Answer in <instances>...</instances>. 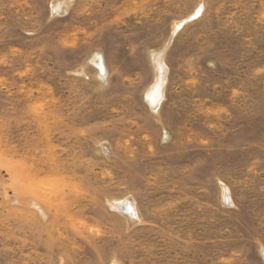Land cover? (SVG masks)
<instances>
[{
	"label": "rangeland",
	"instance_id": "obj_1",
	"mask_svg": "<svg viewBox=\"0 0 264 264\" xmlns=\"http://www.w3.org/2000/svg\"><path fill=\"white\" fill-rule=\"evenodd\" d=\"M0 264H264V0H0Z\"/></svg>",
	"mask_w": 264,
	"mask_h": 264
},
{
	"label": "bare ground",
	"instance_id": "obj_2",
	"mask_svg": "<svg viewBox=\"0 0 264 264\" xmlns=\"http://www.w3.org/2000/svg\"><path fill=\"white\" fill-rule=\"evenodd\" d=\"M161 54L162 52L159 51L152 55L155 69H156V75H155L154 83L148 88L146 92L147 101L155 109L158 107L159 102L162 99V87H163V83L165 79V72H166V67L163 63ZM129 212L132 215H134V210L132 206L129 208Z\"/></svg>",
	"mask_w": 264,
	"mask_h": 264
}]
</instances>
